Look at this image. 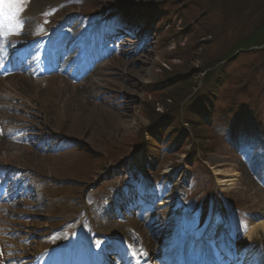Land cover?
<instances>
[{"label":"rangeland","instance_id":"1","mask_svg":"<svg viewBox=\"0 0 264 264\" xmlns=\"http://www.w3.org/2000/svg\"><path fill=\"white\" fill-rule=\"evenodd\" d=\"M203 11L196 0H26L22 24L6 31L0 20L7 56L13 46L29 48L36 65L42 47L50 59L61 50L64 56H75L74 61L82 56L70 69L66 62L69 70L64 73L45 75L37 66L0 77V84L19 81V98L9 102L0 97V162L18 164L29 176L21 182L14 179L20 190L8 218L0 220V232L8 226L13 230L8 225L13 221L28 226V233L19 232L26 237L23 264H41L37 257L55 246L57 235L66 241L46 252V263L68 264L70 253L92 257L97 248L90 240L92 232L105 230L109 237L101 232L94 239L110 243L99 247L92 264H118L111 253L115 248L129 251L137 264H185L201 253L203 240L197 232L214 213L221 234L204 240L213 258L222 260V253L231 251L238 261L254 251L252 263L264 259V240L255 237L241 244L252 217L264 214L259 176L264 172V58L256 54L264 43L219 60L235 43L236 33L248 36V30L244 34L231 21L224 26L217 11L207 16ZM50 69L56 70V64ZM246 76L251 89L239 92L243 110L231 117L226 99L233 87L225 83ZM217 81L221 89L212 112L207 109L213 121L189 120L176 129L185 137L177 139V131L172 133L176 139L168 137L172 114L191 111L196 107L191 102L207 97ZM93 82L98 86L92 87ZM253 96L258 103H252ZM165 134V140L159 139ZM8 149L10 157L3 158ZM214 168L238 171L237 187H217ZM124 182L136 191L144 186L161 195L164 190L161 199L175 190V197L167 207L149 204L143 212L141 202L133 208L126 205L130 198L109 209L112 193ZM171 211L174 218L168 217ZM107 212L133 216L107 220ZM78 235L82 251L75 253ZM111 241L128 247H115Z\"/></svg>","mask_w":264,"mask_h":264},{"label":"trees","instance_id":"2","mask_svg":"<svg viewBox=\"0 0 264 264\" xmlns=\"http://www.w3.org/2000/svg\"><path fill=\"white\" fill-rule=\"evenodd\" d=\"M196 1H198L203 5L204 7L203 14L205 13L206 16L209 15L210 12L215 13V11H217L218 18H221L220 19L221 23L223 22L224 26H227L228 23L231 21L234 24V26H236L238 29L244 30L243 31L244 34L248 30V36H243L240 31L236 33L235 38L237 39L234 41L235 43H233L232 46L227 47L226 50L221 55H219L218 57L219 60L229 59L231 56H233V54L237 50L243 52L246 50H250V48L252 47L259 48L260 45L264 43V0H196ZM216 29H214L213 34L218 33ZM258 52L260 53H256V54H258L259 56L262 54L264 58V54H263L264 50L262 51L260 50ZM212 66L213 65H208L207 68H212ZM240 79L241 80L238 79L234 80L233 78H231V80L228 83H225L227 84V86L233 87L231 90L227 91L228 97L226 99L228 114L230 116L235 115L238 110H243L240 108L241 105L238 104V102L241 101L240 99H238L239 92L240 91L245 92L251 89L250 83H247L250 82L251 79L250 76H246L244 81H242V77ZM220 83L222 84V82ZM219 85H220L219 81H217L214 85H212L213 88L215 89L211 87L210 90L206 91L208 94L207 97H203L202 99L199 98L198 102L192 101L191 104H195L196 107L195 108L192 107L191 111L186 108L187 111L185 113L181 111L182 114H180L181 112L178 111L177 113L172 114L174 118L172 119L169 118L170 124L168 125L169 129H167V136L173 139L174 136H172V133H174V131H177L176 130L177 128L181 127L184 122H188L189 120L190 121L198 120L200 122L204 121L209 125V122L213 121L211 112L213 110V105L215 104V100H216L215 98L218 97V92L221 89ZM188 96L189 94L186 95L184 98L186 99ZM251 99H252V103H258L257 97L253 96V98ZM202 100H204V102ZM250 105L251 104H248V108L250 107ZM209 108L211 109V112L208 115V111L210 110ZM175 109L177 110L178 107ZM207 109L209 110L207 111ZM177 118L181 120L180 121L181 123L179 121L177 122L175 121V119ZM202 124L204 125V123ZM182 131L183 130H180L179 132L177 131L178 132L177 133L178 135L176 137L177 139L184 136V133H182ZM153 132L154 129H151L150 134L152 133V139L154 137ZM155 141L157 142V144H159L158 139H155Z\"/></svg>","mask_w":264,"mask_h":264},{"label":"bare ground","instance_id":"3","mask_svg":"<svg viewBox=\"0 0 264 264\" xmlns=\"http://www.w3.org/2000/svg\"><path fill=\"white\" fill-rule=\"evenodd\" d=\"M77 44H78V42L70 46L72 52L75 51ZM70 60H71L70 55L66 54L64 56L62 50L59 51V53H56V55H55V61L57 63H60L62 65V67H64L63 64H65L66 62H69ZM63 69L65 70L66 67ZM18 83H19V81L14 79V80H10V81H5L4 83L2 82L0 84L4 88L3 89L4 91L0 92V97H1L2 101L5 99H9V102H10L12 99L17 98V96L19 98V94L15 90V86ZM97 84L98 83L93 82V84L91 86L92 87L98 86ZM91 98H95V96L91 97ZM9 102L7 103V105H9ZM8 152L9 153L8 154L6 153L3 156V158L10 157L11 151L9 150ZM1 154H2V152H0V155ZM212 171H213L212 172L213 177H214L215 182H216V186L219 187L222 191H229V190L235 189L237 187V182L240 178V173H238V171H235L232 169L219 170L217 168L212 169ZM259 176L261 177V181L264 182V172H261ZM263 205H264V202H263ZM1 212L2 211L0 208V218H1ZM252 218H253V220L249 224L248 230L245 233V235L243 236L244 242H247V241L249 242V241L253 240L255 237L264 240V214H263V216H258V217L253 216ZM218 223H219V218H218L217 214H214L212 216L211 225H210L208 231L218 233L220 231L219 230L220 227H219ZM12 225H13V228H15L16 230H22V224L19 221H15V223H13ZM23 226H24V228H26V232H27L28 231L27 226L24 223H23ZM1 247H6V248H4L6 250V252H3L2 250H0V264H2V262L4 260H13L15 257H17V255H20V253L14 251V249H12L13 247L17 248L18 250L20 249L19 245H18V240L14 239L12 237H8V239H6L4 237V235L2 234V236H0V248ZM251 256L252 255H249L248 257H246L242 261L243 264H264V259H261V261L257 260L256 263H252L254 260L251 258ZM9 264H14V263L11 261Z\"/></svg>","mask_w":264,"mask_h":264},{"label":"snow or ice","instance_id":"4","mask_svg":"<svg viewBox=\"0 0 264 264\" xmlns=\"http://www.w3.org/2000/svg\"><path fill=\"white\" fill-rule=\"evenodd\" d=\"M25 4L26 0H0V20L5 22L6 31L14 25L22 24L20 12Z\"/></svg>","mask_w":264,"mask_h":264}]
</instances>
